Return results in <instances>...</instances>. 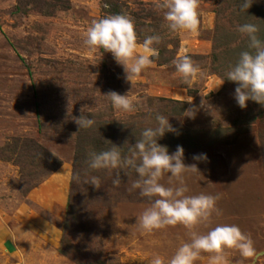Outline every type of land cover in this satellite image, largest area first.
<instances>
[{
  "label": "rangeland",
  "instance_id": "1",
  "mask_svg": "<svg viewBox=\"0 0 264 264\" xmlns=\"http://www.w3.org/2000/svg\"><path fill=\"white\" fill-rule=\"evenodd\" d=\"M124 1L134 21L148 11L162 13L155 0ZM254 1L262 7L251 23L264 41V0ZM234 4L200 0L198 34L166 29L168 50L132 85L110 52H90L84 44L91 22L106 16L105 0H0V264H149L155 255L169 260L188 242L181 225L138 230L136 218L150 202L128 190L137 179L133 170L88 167V153L103 151L101 144L127 155L142 131L156 126L157 114L177 130L157 143L169 154L182 146L184 163L199 169L185 176L187 194L221 196L223 214L198 231L235 224L251 235L255 254L231 251L229 264H264V106L249 100L242 109L237 85L227 79L220 85L249 50L238 42L239 23H230ZM182 51L204 72L190 87L171 64ZM110 91L136 97L138 111L115 110L103 96ZM82 106L95 120L90 129L72 119ZM188 109L194 119L185 115ZM198 154L207 161L194 160ZM116 171L119 187L112 184ZM74 173L96 175L102 186L73 181ZM169 175L161 183L167 185ZM208 255L195 264H208Z\"/></svg>",
  "mask_w": 264,
  "mask_h": 264
},
{
  "label": "clouds",
  "instance_id": "2",
  "mask_svg": "<svg viewBox=\"0 0 264 264\" xmlns=\"http://www.w3.org/2000/svg\"><path fill=\"white\" fill-rule=\"evenodd\" d=\"M253 0H243L241 11H247ZM154 9L163 13L165 26L170 33L198 34L200 26V0H155ZM236 31L241 38H247L248 49L242 51L234 65H230L224 79L234 82L235 100L240 108L247 107L249 100L264 106V41L258 37L259 26L253 23L237 25ZM163 38L159 34L149 35L142 42L138 41L135 21L126 14H113L93 20L85 32L84 44L90 52L103 50L110 52L116 63L123 67L125 78L133 85L141 74L154 66V59L159 58V49ZM235 46V45H233ZM177 75L187 86H191L204 76L203 70L196 64L186 51H182L172 61ZM111 106L124 114H134L139 109V101L129 93L121 95L110 91L103 95ZM191 103V100L188 101ZM88 109L82 106L81 115L72 117L79 129H90L95 120L89 119L84 113ZM185 115L195 118V110L188 109ZM156 126L148 127L141 133V138L123 155L121 148L113 146L108 150L90 151L88 167L91 170H124L137 174V179L131 181L129 191L139 190V195L150 202L136 218V226L144 234L167 227L183 226L190 240L182 243L174 255L165 260L155 255L149 264H195L202 253H207L208 264H229V253L237 251L243 258L255 254L254 241L250 234H245L235 224H221L210 228L205 233L198 231L200 227L208 228L213 223V217L221 216L222 210L217 207L221 199L217 195H188L185 176L198 174L196 164L184 163V149L177 145L176 151L169 154L166 146L157 143V139L166 132L176 133L177 130L164 115L157 114ZM75 134V133H74ZM73 134V135H74ZM53 153V152H52ZM53 155H55L53 153ZM194 160L207 161L206 154L193 156ZM166 174L168 183H161ZM200 174V173H199ZM72 180L78 183H90L96 189L102 186L96 175H80L74 173ZM114 187L121 185L119 171L112 180Z\"/></svg>",
  "mask_w": 264,
  "mask_h": 264
},
{
  "label": "trees",
  "instance_id": "3",
  "mask_svg": "<svg viewBox=\"0 0 264 264\" xmlns=\"http://www.w3.org/2000/svg\"><path fill=\"white\" fill-rule=\"evenodd\" d=\"M232 1H233V3H235L234 6L231 7V9H229V11H231V13H232V18L230 20V23L232 24V26L234 25V21H237L239 23L238 25H242L244 23H249V22L251 23L253 18H255V17L257 18L260 15L257 7H262V6H260V5L258 6L257 2H255L254 0H253L251 7L248 8L247 11H241L240 10V5L243 3V0H232ZM256 1H260V0H256ZM129 9H130V6H129L128 2H125L124 0H105L104 12H105L106 16L113 15V14L129 15L128 14ZM226 12L227 11L223 12V14H226ZM132 14H133V12H132ZM135 18H136L135 19V22H136L135 27H136V32H137L138 38H140V40L143 41L149 35L159 34L163 38L162 43L157 46L159 49V53H162L163 51H167L168 50L166 48L167 46L164 45L165 43H167V41L165 40V35L167 34V30H166L167 28H165V21L163 19V14L162 13L157 14L155 12L152 13V12L148 11V12H146V15L136 16ZM255 23L256 22H254L253 24H255ZM238 42L239 43L241 42V44L246 45L248 43V40L246 37L241 38V36H239ZM168 44H170V43L168 42ZM159 59H161V58H159ZM163 62H166V60ZM100 148H101V150L102 149L108 150V149L112 148V146L110 148H108V147L106 148V144H101ZM7 161H10V159H7ZM58 165L59 164L54 166L52 171H56L59 167ZM71 216H72V213L69 214V217H71ZM66 243H67V241L65 239L63 242V250L62 251H63L64 255L68 256V253L65 250Z\"/></svg>",
  "mask_w": 264,
  "mask_h": 264
}]
</instances>
